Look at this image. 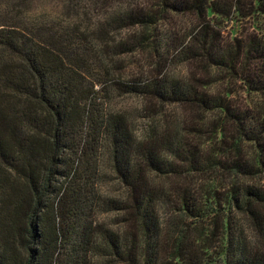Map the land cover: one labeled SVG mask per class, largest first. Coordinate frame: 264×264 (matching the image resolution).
<instances>
[{
	"label": "trees",
	"instance_id": "16d2710c",
	"mask_svg": "<svg viewBox=\"0 0 264 264\" xmlns=\"http://www.w3.org/2000/svg\"><path fill=\"white\" fill-rule=\"evenodd\" d=\"M108 258L264 264V0H0V264Z\"/></svg>",
	"mask_w": 264,
	"mask_h": 264
},
{
	"label": "rangeland",
	"instance_id": "374dc122",
	"mask_svg": "<svg viewBox=\"0 0 264 264\" xmlns=\"http://www.w3.org/2000/svg\"><path fill=\"white\" fill-rule=\"evenodd\" d=\"M149 51H151V49H149ZM128 59L127 60L129 62L127 61L126 63H131L135 59L138 60V61L142 59L143 60V64H146L147 62L153 61L152 60V57H148V58L145 59V58L141 57L137 53L135 55L129 57ZM119 102H124V103L126 102L127 105H128V107L129 106H132L133 109L138 108L140 106V103H141V101L139 99H137V98H130V97H121V98H119ZM104 180L106 181V184H108L106 186L107 188L105 190L115 196V177H114V175L110 174L109 171L107 170V173L104 176ZM105 218H106V222H108V223H115V214H110L108 216H105ZM101 219H103V217H101ZM108 261L110 262L111 261V258H108L107 261H103L102 260L101 263L102 264H109Z\"/></svg>",
	"mask_w": 264,
	"mask_h": 264
}]
</instances>
